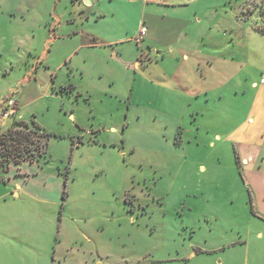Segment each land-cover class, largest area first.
Here are the masks:
<instances>
[{
  "label": "rangeland",
  "instance_id": "rangeland-1",
  "mask_svg": "<svg viewBox=\"0 0 264 264\" xmlns=\"http://www.w3.org/2000/svg\"><path fill=\"white\" fill-rule=\"evenodd\" d=\"M8 98L0 264H264V0H0Z\"/></svg>",
  "mask_w": 264,
  "mask_h": 264
},
{
  "label": "trees",
  "instance_id": "trees-1",
  "mask_svg": "<svg viewBox=\"0 0 264 264\" xmlns=\"http://www.w3.org/2000/svg\"><path fill=\"white\" fill-rule=\"evenodd\" d=\"M49 134L35 121L16 122L5 132L0 131V171L10 162L47 160Z\"/></svg>",
  "mask_w": 264,
  "mask_h": 264
},
{
  "label": "crops",
  "instance_id": "crops-1",
  "mask_svg": "<svg viewBox=\"0 0 264 264\" xmlns=\"http://www.w3.org/2000/svg\"><path fill=\"white\" fill-rule=\"evenodd\" d=\"M252 85L258 86V83L256 81H253L252 82ZM0 106H2V105L0 104ZM248 160H249V158H243V162H248ZM2 181H4V180H2ZM5 185H6V187H3L1 189L2 191L0 193V199L3 200V202H7V200H8L7 198H9V193L11 192V189L9 190L7 188V183H5ZM14 189H16V188L14 187ZM20 189L21 188H19V191L15 192V193L14 192H11L12 195L15 196V197H20V194H21V191H22ZM10 196H11V194H10ZM12 199L13 200H16L17 198H12ZM32 199L35 200L36 202H44V201H46L45 198H40L39 195L32 196ZM8 205H9V203L8 204L7 203H4V204L0 203V236H2V235L4 236L5 233H6V231H7V228L9 229V227H10V225L8 224V222L5 221V217H6L5 212H6V208H7ZM20 220H22V219H20ZM219 263H221V262H219Z\"/></svg>",
  "mask_w": 264,
  "mask_h": 264
},
{
  "label": "built area",
  "instance_id": "built-area-1",
  "mask_svg": "<svg viewBox=\"0 0 264 264\" xmlns=\"http://www.w3.org/2000/svg\"><path fill=\"white\" fill-rule=\"evenodd\" d=\"M145 26H141L139 29V36L143 37L146 33ZM18 112V102L13 98H8L2 108V113L0 115L1 119L16 118Z\"/></svg>",
  "mask_w": 264,
  "mask_h": 264
}]
</instances>
